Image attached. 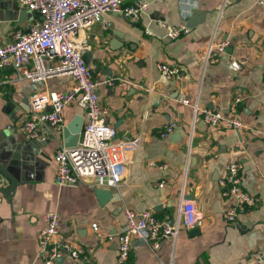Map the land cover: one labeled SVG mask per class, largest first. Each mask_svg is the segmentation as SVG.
Segmentation results:
<instances>
[{
	"label": "crops",
	"instance_id": "0c3cea01",
	"mask_svg": "<svg viewBox=\"0 0 264 264\" xmlns=\"http://www.w3.org/2000/svg\"><path fill=\"white\" fill-rule=\"evenodd\" d=\"M144 1L150 9L139 21L111 13L79 34L88 42L84 60L95 80L114 82L99 87L100 103L116 129V142L126 147L122 181L109 188L107 202H101L92 181L56 183L55 155L65 147L64 129L81 118L85 122L76 103L64 110L62 131L41 127L47 140L35 141V148L21 132L34 95L68 92L75 81L67 74L21 81L15 70L0 69V164L24 178L13 195L0 192V264H44L38 240L45 213L58 214V241L86 252V261L66 255L57 264H116L117 238L100 242L92 226L117 236L126 226L127 209L153 210L170 224L178 222L180 212L195 211L203 221L199 235L183 227L176 240L163 239L157 251L134 240L128 264H264L259 261L264 258V7L253 0H189L197 9L186 22L197 11L198 25L171 41L160 23L184 22L181 0ZM37 18L20 0H0V46ZM223 42H228L226 53L207 62L210 46ZM234 60L246 62L241 71L232 67ZM160 64L183 68L182 81L166 80ZM183 95L191 105L180 102ZM194 105L235 114L245 128L238 132L226 122L211 128L195 115ZM173 122L176 130L163 137ZM18 153L23 156L15 159ZM13 161L23 163L24 172L10 167ZM233 162L243 167L244 191L259 203L228 223L224 214L235 201L223 197L221 181ZM12 186L0 172V188Z\"/></svg>",
	"mask_w": 264,
	"mask_h": 264
},
{
	"label": "built area",
	"instance_id": "2783aa9c",
	"mask_svg": "<svg viewBox=\"0 0 264 264\" xmlns=\"http://www.w3.org/2000/svg\"><path fill=\"white\" fill-rule=\"evenodd\" d=\"M126 0H20V6L38 15L27 31H17L11 42L0 46V69L11 68L17 72L21 81L45 82L50 78L69 75L74 87L65 93L43 92L31 98L28 119L21 127V132L28 141L46 142L41 127L62 131L65 128L64 110L72 103L84 111L80 140L75 147H62L55 155L56 183L59 185H76L92 181L98 188H116L122 181L126 163V147L123 142H116V129L107 123L108 111L101 106L99 87H112L113 80H95L93 71L84 60V53L89 49L86 39L79 37L80 32L89 29L104 16L119 13L126 19L137 22L150 9V4L137 0L125 5ZM264 7V0H253ZM181 0L184 22L177 27H170L165 22L160 25L167 30L171 41L188 35L191 31L187 20L197 9L195 3ZM152 35V32H147ZM228 42L211 45L207 51L206 61L218 62L226 53ZM53 62L47 66L46 62ZM244 60H234L232 67L241 71ZM158 70L166 80L182 81L184 70L167 64L158 65ZM241 98L236 100L238 104ZM180 102L191 105L185 95ZM195 115L202 116L205 124L211 128L226 122L235 131L245 128L244 123L234 115L222 111L200 109L194 105ZM175 122L166 126L163 137H169L176 130ZM134 145L138 141L133 142ZM243 167L240 163L226 166L227 175L221 181L224 198L234 199L235 204L224 214L228 223L236 222L239 212L254 207L259 199L243 189L241 176ZM126 226L116 235H103L99 226L92 228L100 242L117 238L116 264H128L133 250L134 240H142L152 250H159L163 239H177L183 227L188 230L202 226L203 221L195 211L180 212L178 222L170 224L166 219H159L153 210L137 214L125 210ZM44 228L39 235V258L44 264H57L66 255L74 261H86V252L70 242H61L59 217L56 213L42 215ZM259 261L264 263V258Z\"/></svg>",
	"mask_w": 264,
	"mask_h": 264
},
{
	"label": "water",
	"instance_id": "95a60500",
	"mask_svg": "<svg viewBox=\"0 0 264 264\" xmlns=\"http://www.w3.org/2000/svg\"><path fill=\"white\" fill-rule=\"evenodd\" d=\"M196 14V15H195ZM195 16L193 15V17L190 19V21H188L187 26L190 29L195 28L198 25V16L200 14V12H195ZM120 16H123L120 14ZM117 40H119L117 38ZM120 41V40H119ZM82 128H83V118L76 120L72 125L68 126L67 129H64V140H65V147L70 148V147H75L78 145V142L80 140V134L82 132ZM30 142V146L31 147H36L35 141H29ZM23 154H19L18 155H14L15 159H18L19 157H22ZM27 162H32V160L30 158L28 159H24ZM24 164L23 163H18L17 161H13L9 163V166L12 167H17V168H21L22 171L24 172ZM26 166V164H25ZM27 167V166H26ZM0 172H2V174L10 181L12 182L13 186L11 189H2L0 188V192L3 193L4 195H13L16 191V188L18 187V185L24 181V178L18 179L17 176L15 175L14 171H10L7 167L2 166L0 164ZM98 196L100 197V199L102 200L101 202L104 201H108L109 198L112 196V192L110 189H105V188H99L96 190ZM108 199V200H106ZM200 234V229L199 228H194L193 230H191V235H199ZM65 258H62L61 260H59L58 262L64 260Z\"/></svg>",
	"mask_w": 264,
	"mask_h": 264
}]
</instances>
